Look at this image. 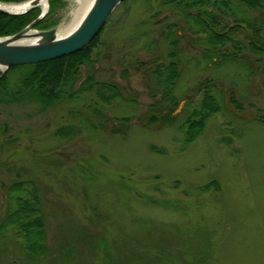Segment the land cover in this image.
I'll return each instance as SVG.
<instances>
[{
	"label": "rangeland",
	"instance_id": "374dc122",
	"mask_svg": "<svg viewBox=\"0 0 264 264\" xmlns=\"http://www.w3.org/2000/svg\"><path fill=\"white\" fill-rule=\"evenodd\" d=\"M50 1L64 5L56 29L69 25L76 5ZM174 24L181 40L173 94L184 104L171 126L145 129L149 106L160 100L152 72L169 62L171 38L163 35ZM189 24L157 0L122 2L75 87L92 75L118 85L122 101L104 105L83 93L44 111L29 102L0 105V124L8 128L0 135V220L14 182L34 183L50 256L28 262L6 232L0 264H264V123L256 121L264 117V60L243 51L235 65L211 66L201 59L205 46L190 35ZM205 80L216 83L221 112L187 145L179 127ZM121 118L131 120L128 129ZM67 125L79 136L56 138ZM213 181L219 192L202 189Z\"/></svg>",
	"mask_w": 264,
	"mask_h": 264
},
{
	"label": "trees",
	"instance_id": "16d2710c",
	"mask_svg": "<svg viewBox=\"0 0 264 264\" xmlns=\"http://www.w3.org/2000/svg\"><path fill=\"white\" fill-rule=\"evenodd\" d=\"M31 0H0L1 4H22ZM131 0H123L124 3ZM148 3L150 0H142ZM159 6L170 11H179L186 22H189L188 32L192 37L201 38L205 49L201 59L211 66L239 62V56L244 52L264 60V0H157ZM64 5L58 1L49 2V12L35 27L36 31H48L56 28L59 20L55 19ZM248 13H258L260 17L247 18ZM40 15L38 8L13 16L0 13V39L12 37L23 31ZM169 31L164 38L170 40L172 53L168 55L169 62L155 66L152 72L155 86L160 91V100L149 106L150 114L142 126L169 125L174 123L173 113L179 106V100L173 92L179 79L177 67L179 50L177 43L179 35ZM246 36V42L243 41ZM101 33L83 50L63 59L52 62L10 68L4 75L0 74V105L35 103L41 106V111L51 108L65 100H73L77 95L93 93L104 105L123 100L121 88L113 83H98L92 75L76 90L82 67L92 63L93 53L98 47ZM173 38V39H172ZM181 40V39H180ZM229 49L230 51H228ZM264 64V62H263ZM264 67V65H263ZM264 74V70H263ZM127 75L126 72L123 74ZM200 97L191 108L188 102L184 109V122L179 127L184 142L194 143L205 131L207 122L221 112V104L216 97L219 89L215 82L205 80L198 86ZM151 98H155L152 94ZM230 103L236 105L233 97ZM160 107L162 110H160ZM240 110L241 106L236 105ZM163 110L167 111L165 117ZM264 117L258 119L264 123ZM120 125L131 126V120L121 118ZM115 124V123H114ZM94 130L99 126L90 124ZM115 132L119 131L118 127ZM8 128L0 124V135H6ZM80 130L74 125L60 127L54 133L55 137L68 141L78 137ZM150 151L163 154V150L150 147ZM204 191H220L217 182L204 186ZM9 199L6 211L0 220V234L11 232L17 238V246L28 262L46 261L49 249L46 244L47 221L43 210L38 188L34 183L17 180L8 189Z\"/></svg>",
	"mask_w": 264,
	"mask_h": 264
},
{
	"label": "water",
	"instance_id": "95a60500",
	"mask_svg": "<svg viewBox=\"0 0 264 264\" xmlns=\"http://www.w3.org/2000/svg\"><path fill=\"white\" fill-rule=\"evenodd\" d=\"M36 1L26 2L29 8L22 13L9 14L1 9L0 13L23 15L38 7ZM122 2L123 0H95L77 27L62 38L56 37V28L48 31L34 30L47 15L49 7L45 12L41 11L39 17L23 31L0 39V74L4 75L13 67L52 62L80 52L100 34L111 14ZM27 39L31 41L22 43ZM183 104L184 102L179 104L175 113L181 110Z\"/></svg>",
	"mask_w": 264,
	"mask_h": 264
},
{
	"label": "bare ground",
	"instance_id": "6f19581e",
	"mask_svg": "<svg viewBox=\"0 0 264 264\" xmlns=\"http://www.w3.org/2000/svg\"><path fill=\"white\" fill-rule=\"evenodd\" d=\"M70 3H73L76 5V10L73 16V19L71 20L70 24L64 27H61L60 29L56 30V37L62 38L66 35L70 34L77 25L81 22L87 11L89 10L90 6L93 4L95 0H64ZM37 6L40 7L41 11L45 12L48 8V0H37L36 1ZM29 8V4L23 3L18 5H0V9L6 13L9 14H19L24 12ZM31 40L27 39L24 42H29ZM2 68L0 67V72Z\"/></svg>",
	"mask_w": 264,
	"mask_h": 264
},
{
	"label": "flooded vegetation",
	"instance_id": "af4514ba",
	"mask_svg": "<svg viewBox=\"0 0 264 264\" xmlns=\"http://www.w3.org/2000/svg\"><path fill=\"white\" fill-rule=\"evenodd\" d=\"M258 17H260V16H258ZM160 18H161V17H160ZM158 19H159V18H158ZM158 19H157V20H158Z\"/></svg>",
	"mask_w": 264,
	"mask_h": 264
}]
</instances>
